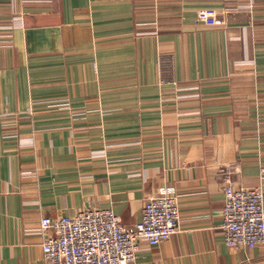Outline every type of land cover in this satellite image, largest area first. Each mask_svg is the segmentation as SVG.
Wrapping results in <instances>:
<instances>
[{
    "label": "crops",
    "instance_id": "crops-1",
    "mask_svg": "<svg viewBox=\"0 0 264 264\" xmlns=\"http://www.w3.org/2000/svg\"><path fill=\"white\" fill-rule=\"evenodd\" d=\"M17 17L10 43L0 30V264H51L41 217L131 227L163 185L179 230L135 264H264L222 231L227 180L264 190V0H0V25Z\"/></svg>",
    "mask_w": 264,
    "mask_h": 264
},
{
    "label": "built area",
    "instance_id": "built-area-1",
    "mask_svg": "<svg viewBox=\"0 0 264 264\" xmlns=\"http://www.w3.org/2000/svg\"><path fill=\"white\" fill-rule=\"evenodd\" d=\"M13 21L14 25L0 27L3 43L11 42L13 28L23 27L19 17ZM177 90L178 98L200 96L199 87ZM222 195L224 244L231 249L264 245L263 190L238 188L227 180ZM179 225L177 190L163 185L147 199L140 221L131 227L123 225L111 209L98 208L41 217L35 234L42 236L44 259L51 264H135L140 243L157 246L177 233Z\"/></svg>",
    "mask_w": 264,
    "mask_h": 264
},
{
    "label": "rangeland",
    "instance_id": "rangeland-1",
    "mask_svg": "<svg viewBox=\"0 0 264 264\" xmlns=\"http://www.w3.org/2000/svg\"><path fill=\"white\" fill-rule=\"evenodd\" d=\"M20 18V17H19ZM211 19L210 17H207L204 19V22H208L207 19ZM213 23H195V25H202V26H205V27H217V26H222L224 25V23H220L219 21L217 20H214V19H211ZM200 21V20H199ZM9 25H14V23H8V24H2L0 25V27L2 26H9ZM1 30V29H0ZM15 29L13 28V30H11L10 34L12 35V31H14ZM2 33V32H1ZM170 83L172 85H177V82L176 81H170ZM261 188V187H260ZM263 190V188H261ZM264 192V190H263Z\"/></svg>",
    "mask_w": 264,
    "mask_h": 264
}]
</instances>
